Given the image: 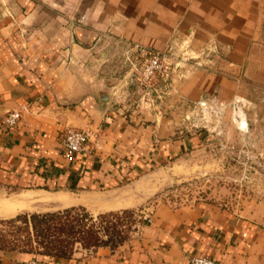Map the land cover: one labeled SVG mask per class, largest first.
Instances as JSON below:
<instances>
[{"label":"crops","instance_id":"obj_1","mask_svg":"<svg viewBox=\"0 0 264 264\" xmlns=\"http://www.w3.org/2000/svg\"><path fill=\"white\" fill-rule=\"evenodd\" d=\"M127 42L179 60L164 107L110 94L112 62ZM250 83L264 85V0H0V187L21 192L17 211L40 199L45 210L149 214L116 246L62 257L2 249L0 264H186L192 255L264 264V202L229 208L160 197L196 144L175 135L169 105L231 101ZM14 109L20 119L6 129ZM68 127L91 132L89 154H63ZM26 192L48 198L19 197Z\"/></svg>","mask_w":264,"mask_h":264},{"label":"rangeland","instance_id":"obj_2","mask_svg":"<svg viewBox=\"0 0 264 264\" xmlns=\"http://www.w3.org/2000/svg\"><path fill=\"white\" fill-rule=\"evenodd\" d=\"M118 56L115 55L112 62L116 74L111 86H116L115 90L123 94L122 100L130 106L164 107L166 88L162 83L141 85L126 81L123 75L128 66L122 53ZM169 106L170 117L177 126L175 135L190 136L197 145L185 156V167L176 166L174 181L162 190L160 197L172 205L203 201L229 208L264 202V85L250 83L239 97L231 101H218L212 97L187 104L175 100ZM20 193L0 187V203L4 198H17ZM30 203L31 207L13 215H0V219L20 212L55 211L45 210L50 206L44 200L36 199ZM131 211L127 217H110L107 223L97 219L93 213L90 224L102 238H106L103 232L105 225L125 230L128 236L133 227L143 221L139 210ZM16 225L22 228L0 223L3 235L0 250L18 249L36 257H46L41 253L42 247L36 242L31 225L24 226L19 221ZM27 234L30 242H26ZM79 247L90 248L76 240L69 247L70 253Z\"/></svg>","mask_w":264,"mask_h":264},{"label":"trees","instance_id":"obj_3","mask_svg":"<svg viewBox=\"0 0 264 264\" xmlns=\"http://www.w3.org/2000/svg\"><path fill=\"white\" fill-rule=\"evenodd\" d=\"M131 212L128 209L106 211L97 213L95 217L107 223L110 217H127L131 215ZM93 218L94 216L84 207L71 206L55 211L20 212L13 217L0 219V223L13 226L16 229L22 228L16 225L17 221L22 222L24 226L30 224L36 242L42 247L41 253L46 257L69 255V247L76 240L84 247L97 245H110L113 247L126 239L127 232L125 230H118L113 225H105L103 232L106 238L100 237L98 235L99 231L94 229L92 224H90V220ZM2 236L0 233V238ZM61 236H64V238H61ZM2 238L0 240H3ZM27 241H31L28 234Z\"/></svg>","mask_w":264,"mask_h":264},{"label":"built area","instance_id":"obj_4","mask_svg":"<svg viewBox=\"0 0 264 264\" xmlns=\"http://www.w3.org/2000/svg\"><path fill=\"white\" fill-rule=\"evenodd\" d=\"M122 55L128 66V70L123 75L126 81H134L141 85L160 81L166 86L171 81L176 68L180 67L179 60H175L170 51L150 48L138 42H127ZM20 116V109L11 110L3 117L1 124L4 128L11 129L16 126ZM59 137L62 152L66 157H71L76 152L89 154L92 150L91 132L87 129L68 127ZM141 216L143 220H149L148 213L142 212ZM26 264H50V260L32 258ZM186 264H219V262L209 256L192 255Z\"/></svg>","mask_w":264,"mask_h":264},{"label":"bare ground","instance_id":"obj_5","mask_svg":"<svg viewBox=\"0 0 264 264\" xmlns=\"http://www.w3.org/2000/svg\"><path fill=\"white\" fill-rule=\"evenodd\" d=\"M35 196L37 198L45 199L48 198L46 195H40L34 192H26L25 194H21L19 197H31ZM22 200H17V199H4L1 201L0 206L4 209V211L0 210L1 215H8V214H13L17 212L19 208L22 207ZM1 208V209H2Z\"/></svg>","mask_w":264,"mask_h":264},{"label":"water","instance_id":"obj_6","mask_svg":"<svg viewBox=\"0 0 264 264\" xmlns=\"http://www.w3.org/2000/svg\"><path fill=\"white\" fill-rule=\"evenodd\" d=\"M123 79H125V77H123ZM115 89H116V86H114V85L113 86H110V94H112L115 91ZM108 97H109V94L106 93V94H104L102 96V100L103 101H107ZM49 196H51V195H49Z\"/></svg>","mask_w":264,"mask_h":264}]
</instances>
